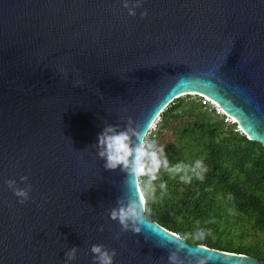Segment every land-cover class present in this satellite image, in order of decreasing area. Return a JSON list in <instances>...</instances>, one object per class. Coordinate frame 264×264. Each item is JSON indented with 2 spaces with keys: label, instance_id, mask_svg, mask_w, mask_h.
<instances>
[{
  "label": "water",
  "instance_id": "95a60500",
  "mask_svg": "<svg viewBox=\"0 0 264 264\" xmlns=\"http://www.w3.org/2000/svg\"><path fill=\"white\" fill-rule=\"evenodd\" d=\"M197 93L264 148V0H143L135 16L121 0H0V264H63L73 246L69 264H92L97 243L114 264H168L174 245L207 264H264L148 219L113 238L126 174L103 167L98 133ZM25 175L19 204L5 181Z\"/></svg>",
  "mask_w": 264,
  "mask_h": 264
},
{
  "label": "trees",
  "instance_id": "16d2710c",
  "mask_svg": "<svg viewBox=\"0 0 264 264\" xmlns=\"http://www.w3.org/2000/svg\"><path fill=\"white\" fill-rule=\"evenodd\" d=\"M162 129L169 132L163 145L171 163L203 159L209 170L203 181L193 177L191 183L162 172L147 219L188 243L264 262V148L233 132L188 95L160 112L152 137ZM161 181L166 190L159 189ZM198 227L210 229L211 235L195 239Z\"/></svg>",
  "mask_w": 264,
  "mask_h": 264
},
{
  "label": "clouds",
  "instance_id": "9594fccd",
  "mask_svg": "<svg viewBox=\"0 0 264 264\" xmlns=\"http://www.w3.org/2000/svg\"><path fill=\"white\" fill-rule=\"evenodd\" d=\"M121 3L127 9L129 16H135L136 10L143 7V0H121ZM147 15L148 9L144 8L140 12V17L144 18ZM208 75L211 76L213 73L210 71ZM157 123L155 119H151L145 126L140 122L134 123L129 117L123 126L105 124L102 131L98 133L97 142L91 146L96 149V155L104 161L103 167L106 170L119 169L126 174L124 183L128 191L117 198L115 207L107 210L110 219L117 221L120 226V231L113 234L114 239L118 240L126 231L133 233L142 231V225L147 222L148 201L155 199L156 182L160 180L162 172L172 177L179 175L181 181L191 183L193 177L203 181L209 170L203 159H196L192 164L171 163L165 151L166 145L160 144L151 135ZM20 181L23 182V187H20L15 179H7L5 183L18 198L17 202L24 204L30 199L32 184L27 175L21 176ZM133 187L134 195L131 194ZM166 187V182L159 183L160 190H166ZM140 192L144 193L143 201L140 199ZM98 230L103 231L104 227L101 226ZM208 235H211L210 229L198 227L194 238L203 240ZM79 251L77 246L69 248L64 253L63 264H69L70 261L75 260ZM88 251L92 254V264H114V257L117 255L115 248L110 249L99 243L92 244ZM181 251L182 247L174 245L167 256L168 264H207L209 259L195 252H185L181 257Z\"/></svg>",
  "mask_w": 264,
  "mask_h": 264
},
{
  "label": "built area",
  "instance_id": "2783aa9c",
  "mask_svg": "<svg viewBox=\"0 0 264 264\" xmlns=\"http://www.w3.org/2000/svg\"><path fill=\"white\" fill-rule=\"evenodd\" d=\"M198 102L200 105L206 107L209 111H211L214 115L218 116L226 126H230L233 132L244 135L237 123L232 118H230L223 110H221L214 102H212L202 94H198ZM155 120L158 122L159 116Z\"/></svg>",
  "mask_w": 264,
  "mask_h": 264
},
{
  "label": "rangeland",
  "instance_id": "374dc122",
  "mask_svg": "<svg viewBox=\"0 0 264 264\" xmlns=\"http://www.w3.org/2000/svg\"><path fill=\"white\" fill-rule=\"evenodd\" d=\"M185 96V95H183ZM189 96V99H193V100H196L198 101V95L197 94H190L188 95ZM182 97V96H181ZM206 110H208L206 107H204ZM209 111V110H208ZM156 130V128H155ZM154 130V131H155ZM152 131V132H154ZM167 135L169 136V132L167 129H162L160 130V132L156 135V139L157 141L160 143V144H164V142L166 141L167 139ZM141 195H142V192H141Z\"/></svg>",
  "mask_w": 264,
  "mask_h": 264
},
{
  "label": "bare ground",
  "instance_id": "6f19581e",
  "mask_svg": "<svg viewBox=\"0 0 264 264\" xmlns=\"http://www.w3.org/2000/svg\"><path fill=\"white\" fill-rule=\"evenodd\" d=\"M197 95H198V93H197ZM140 197H141V201H143V200H142V199H143V197H142L141 193H140Z\"/></svg>",
  "mask_w": 264,
  "mask_h": 264
}]
</instances>
